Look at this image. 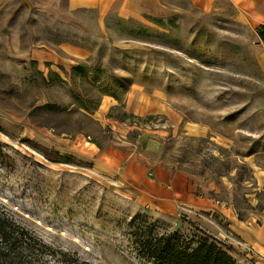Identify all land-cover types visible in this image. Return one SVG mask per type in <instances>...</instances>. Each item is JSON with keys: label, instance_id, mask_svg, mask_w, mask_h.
I'll list each match as a JSON object with an SVG mask.
<instances>
[{"label": "rangeland", "instance_id": "374dc122", "mask_svg": "<svg viewBox=\"0 0 264 264\" xmlns=\"http://www.w3.org/2000/svg\"><path fill=\"white\" fill-rule=\"evenodd\" d=\"M222 4L206 14L188 0H166L140 20L80 13L61 22L36 0H0L6 214L83 264H152L149 238L197 228L239 264H264L217 209L196 210L184 195L163 210L144 195L161 169L243 220L264 222L259 30ZM37 50L53 60L34 63L28 53Z\"/></svg>", "mask_w": 264, "mask_h": 264}, {"label": "crops", "instance_id": "0c3cea01", "mask_svg": "<svg viewBox=\"0 0 264 264\" xmlns=\"http://www.w3.org/2000/svg\"><path fill=\"white\" fill-rule=\"evenodd\" d=\"M41 8L52 11L51 15L58 21L66 22L77 14L87 13L98 17L99 21L109 16H116L122 19L140 20L146 15L161 11L166 0H36ZM191 5L203 13L211 14L217 12L223 6L222 2L232 6L238 21L246 23L253 31L257 32L264 28V0H188ZM43 6V7H42ZM256 61L259 69L264 74V41L257 34ZM16 39V38H15ZM20 46V45H19ZM19 51V50H18ZM31 61L50 62L53 55L46 51L29 52ZM133 100L128 98V108ZM135 110L134 104L132 110ZM133 110V111H134ZM144 178V177H143ZM139 179L135 177V180ZM143 179L140 181V183ZM132 182V181H131ZM133 183V182H132ZM144 195L147 200H153L161 209L167 207L175 208L176 201L180 196L187 198L190 207L211 211L217 209L230 228L229 230L241 241L245 248L264 262V222L257 223L253 218L243 220L238 217L237 210L229 204L216 205L201 195L194 194L188 180L180 174H172L157 170L156 179L145 181Z\"/></svg>", "mask_w": 264, "mask_h": 264}, {"label": "trees", "instance_id": "16d2710c", "mask_svg": "<svg viewBox=\"0 0 264 264\" xmlns=\"http://www.w3.org/2000/svg\"><path fill=\"white\" fill-rule=\"evenodd\" d=\"M258 35L264 41V28L258 31ZM74 72L86 74L82 67L74 68ZM57 107L46 105L45 109L54 111ZM83 107L87 112H93L88 106ZM144 249L152 264H239L222 242L200 228L187 237L170 233L149 238ZM59 255L64 260H60ZM78 261L67 258L66 253L53 249L28 232L0 207V264H83Z\"/></svg>", "mask_w": 264, "mask_h": 264}]
</instances>
